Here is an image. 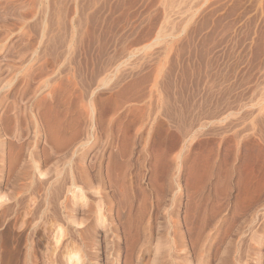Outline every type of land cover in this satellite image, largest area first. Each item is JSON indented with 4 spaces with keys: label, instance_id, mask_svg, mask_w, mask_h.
Instances as JSON below:
<instances>
[{
    "label": "rangeland",
    "instance_id": "obj_1",
    "mask_svg": "<svg viewBox=\"0 0 264 264\" xmlns=\"http://www.w3.org/2000/svg\"><path fill=\"white\" fill-rule=\"evenodd\" d=\"M0 12V67L15 57L10 62H43L51 66L50 80L72 83L60 84L67 144L39 169L65 175L82 153L90 173L110 174L105 191L113 205L111 231L94 210L95 197L92 214L84 216L83 207L79 212L95 224L99 264L165 263L171 217L178 220L187 257L194 256L177 264H199L189 232L204 212L214 217L200 231L210 264H264V0H0ZM81 93L93 114L72 112ZM68 114L79 128L69 125ZM20 125L5 142H37L38 149L47 142ZM22 151L20 158L31 162ZM121 180L125 201L116 186ZM62 260L74 264L72 255Z\"/></svg>",
    "mask_w": 264,
    "mask_h": 264
},
{
    "label": "bare ground",
    "instance_id": "obj_2",
    "mask_svg": "<svg viewBox=\"0 0 264 264\" xmlns=\"http://www.w3.org/2000/svg\"><path fill=\"white\" fill-rule=\"evenodd\" d=\"M3 1H5V0H3ZM0 13H2V12H0ZM9 18H10V16H9ZM1 34H2V32H1ZM2 39H3V36H2ZM26 50H28V49H26ZM56 51H58V50H56ZM13 52H11V53H13ZM24 52H25V50H24ZM18 53H20V52H18ZM10 55H12V54H10ZM21 55H22V53H21ZM20 56H19V58H20ZM15 58H9L8 60L14 59V61H15ZM10 61L9 62L7 61L8 64L6 65L5 68H4V66H3V68L0 67V70L2 68V69H5L7 71L5 73L6 75H4L3 77H0V113H1V115H0V264H13V263L14 264H16V263H18V264H63L64 262L62 259L65 255H66V257L72 255L74 258V264H99V258H98L99 246L96 242L97 239H95L94 235H93L94 234L93 232H95V230L93 231V227H92L93 223H91L92 224L91 225L88 222V220L84 218V216H85L86 212L88 213V211L89 212L91 211V208H90L91 204L90 203L93 204V198L91 199V197H95L96 202H94V203L96 205V203L98 202V205H96L97 207L95 206L94 210H97L103 218L106 217V221L108 222V224L106 226L107 229H109L108 227H110V226L112 227L111 224H112L113 205H112V202H110L111 200H109L111 198L108 199L109 196L107 197V194L105 191V188H106L105 180H106V178H108V181L111 182L109 180L110 177L107 176V174L109 176H110V174L107 173L106 176H104L101 174L100 170H97L95 173H90L91 171H89V170L92 168V166L84 163L85 154H82V153L81 154L79 153L80 155L76 158V160L74 159L75 161L73 160L74 163L71 165L72 167H70L72 169L65 175L53 174L54 176H49V174L45 171V169H44V172H43V170L41 171V169H39L40 166L44 165V162L47 161L51 157V155L59 154L60 151L64 148V146L67 144L66 141L68 140V137L65 135V132H64L67 120L66 121L64 120L65 117L62 116L63 114H61L60 109H59V104L64 102L65 100L63 99L62 95L60 94L61 93L60 91H64L63 90L64 87H61V85L65 86L66 81H67L66 83H68L69 85L72 83H69V81H68L69 79L66 80V78H65V80H66L65 82H64V80H62L63 78L61 80H57V79L56 80H50L51 78L49 79V76H51L50 74L53 75V73H52V71L48 72V70L46 69L47 65L45 66L43 62L38 63V64H36L37 63L36 61L33 63H30L31 61H29V62L24 61L23 62V58H22V62H20V63L10 62ZM5 63H6V61H5ZM48 67H49V69H51L50 68L51 66H47V68ZM52 67H54V66H52ZM5 70L4 71L2 70V71L5 72ZM54 71H58V70H55V68H54ZM1 72H0V76H1ZM48 73H50V74L48 75ZM54 73H56V72H54ZM59 73L60 72H58V74ZM62 74H63V72H62ZM57 78H58V76H57ZM140 79H141V77H140ZM71 81L72 80L70 79V82ZM72 82H74V81H72ZM74 83H73V85H75ZM131 85H133V84H131ZM74 87H70L69 88L70 90H68V91L70 92L71 88H74ZM135 87H137L136 84H135ZM65 90H66V88H65ZM80 90H79V92H80ZM123 90H125V89H123ZM123 90L121 93L125 92ZM10 92H12V93H10ZM70 93H66V94L69 95ZM92 95H91V97H92ZM86 96L89 97L88 95H86ZM93 96L95 97V95H93ZM84 98H85V96L81 93L79 95V97L77 98V101L75 103V108H73L74 106L72 105V112H73V109H76L77 111H79V108H82V109L84 108L83 110L85 112L88 111L87 106H86L87 109H85V105L83 104ZM67 99L69 100L68 96H67ZM89 101L91 102V100H89ZM66 102H68V101H66ZM84 103H85V101H84ZM164 103H165V101H164ZM167 103L168 104H166V105L169 106L170 105L169 103H171V102H167ZM63 104H67V103H63ZM92 104H93V102H92ZM92 104H91V106H93ZM92 108L94 109V106L90 108V111H88L89 113L92 111L91 110ZM95 108H96V105H95ZM64 109H62V110L65 111L64 113H66L67 110L66 109L64 110ZM63 111H62V113H63ZM70 111H71V109H70ZM72 112H70V113H72ZM85 112H84V114L86 117V114H88V113H85ZM91 113L93 114V112H91ZM74 114H75V112H74ZM81 115H83V113H81V111H79V116H81ZM73 116H76V115H73ZM89 116H87V119ZM83 117H84V115H83ZM70 118H71V116H70ZM76 118H77V116H76ZM79 119H80V117H79ZM81 119H82V117H81ZM84 120L87 121L86 118H84ZM77 121L78 120L74 119V117H73L69 120V125L73 126V125H75V123ZM21 123L24 124L26 127L31 128L30 131L33 130V132L37 136H39V138L42 136L44 139V137H45L47 142H43L41 139L42 146L39 149L37 148L38 146L36 145L37 142H27L26 143L27 146H25V145L23 146V142L21 143L22 140L20 142H17V141L16 142H14V141L13 142H5V139H4L5 136L16 137L17 131L19 130L18 129L19 125ZM77 123H76V126H77ZM82 124L83 123H81V126H82ZM90 124H91V121H90ZM92 124H93V122H92ZM106 124H108V123H106ZM108 125L106 127H108ZM76 126H74V127H76ZM83 127L85 128V125ZM83 127H81V128H83ZM84 128H83V130H84ZM86 128H87V126H86ZM86 128H85V130H86ZM89 129H92V128H89ZM89 129H88V132H90ZM72 131L74 133L77 132L76 129H73ZM78 131H79V129H78ZM106 132H107V130H106ZM70 135H72V134L70 133ZM75 135H76V133H75ZM37 139H38V137H37ZM10 140L12 141V139H10ZM32 145H35V146H32ZM23 147H25V151H27V153L29 152L30 160L33 163V165L35 166L36 172L33 171V167H32V170L28 169V164L30 165L31 162L27 163L28 161L25 162L24 159L20 158L21 152H23L22 151ZM87 149H88V147H87ZM81 150L82 149H80L78 151L80 152ZM23 155H25V154H23ZM116 155H117V153H116ZM115 158H117V157H115ZM115 158H113V159L115 160V163H116ZM90 160L91 159H89L88 162H90ZM93 160H91V162ZM95 160H97V159H95ZM48 161H50V160H48ZM118 161H120V160H117L116 164H118ZM54 162H56V161H54ZM69 162H71V161H69ZM96 162H98V160ZM47 164L50 165V163H47ZM57 164H58V162H57ZM119 164H121V163H119ZM124 164H123V166L125 167ZM55 165H56V163L54 164V167H55ZM112 165L113 164L111 163L110 166H112ZM54 167H52V168H54ZM93 167H95V166H93ZM98 167L99 166H97L95 168L97 169ZM109 168L110 167H108V170H109ZM127 169H128V166H127ZM92 170H93V168H92ZM120 170H121V168H120ZM52 171L53 170H51L49 172H52ZM92 172H94V171H92ZM50 175H52V174H50ZM121 175H122L121 176L122 178L121 177L120 178L125 180L122 173H121ZM111 178L116 180L117 183L119 182L117 179L113 178V176ZM125 182L127 183V181H125ZM121 183H122V180H121ZM123 183L121 185L116 184V186H120L118 188V190H119L118 194L120 192L121 198H122L121 200L125 201L126 198H128V197L125 195V191H126L125 187L126 186ZM109 185L113 186V184H109ZM109 185L107 184V186H109ZM130 186L128 187L129 189L131 188ZM113 187H115V183H114ZM115 188H117V187H115ZM143 197H144V194H143ZM114 199H116V198H114ZM139 199L141 200V198H139ZM143 201L145 202V200H143ZM127 202H128V200H127ZM124 204H126V203H124ZM194 206H195V204H194ZM142 207H144V206H142ZM80 208L86 209L85 212H81L80 210H82V209H80ZM140 210H141V208H140ZM195 210L196 209H194V211ZM79 212L83 213L84 216H81L80 215L81 213L79 214ZM98 212H95V213L97 214ZM196 212H197V214L202 215L201 213H199L200 211L196 210ZM92 213H93V209H92ZM189 213L194 214V212H192V211ZM205 214L206 213L204 212L203 215L201 216V218H197V219H199L198 225L195 224L196 222H194V224L197 226L195 227V229L193 228L194 230L192 229V231L189 232L190 234L193 232V236H194V239L192 238L193 241L191 243H193V246L195 245L198 248L197 253H196L197 256L195 255L197 257L196 259H198V260L195 259V261L194 260L193 261L194 262L199 261L198 262L199 264H208L210 262L208 260V256H206L203 253V247H204V243H205L204 238L206 237V235H204V234L200 235V231H201L202 227L204 226V224L206 223V220L208 218H210L207 215L204 216ZM210 214H212V213H210ZM213 214H215V212H213ZM113 215H114V213H113ZM139 215H140V213H139ZM87 216L89 218V215H87ZM98 216H99V214H98ZM98 216L95 215L96 218ZM194 216H196V215H194ZM212 217H213V215H212ZM172 218L173 217H171V219H170L171 225L169 224L170 225L169 227L171 230L170 233H171V237H172L171 240L172 241L171 242L169 241L171 243V245H169L170 243L169 244L167 243L168 245L166 244L167 245L166 249L169 246V250H168V254H166V256L168 255V257L165 258L166 259L165 263L171 262V263L177 264L178 259L186 260V257H187L186 245L187 244H185L186 240L182 239L183 237L182 238H181V236L178 237V235H177V233L179 231L178 220L175 217L173 219ZM193 218L195 219V217H193ZM211 218H210V220H212ZM101 220H102V218H101ZM103 220H105V219H103ZM140 220L141 219L139 217V221ZM214 220H216V219H214ZM139 221H138V223H139ZM190 222H192V221H190ZM213 223H215V221ZM185 224H187V222ZM139 225H141V224H139ZM146 225L148 226V224H146ZM146 225H141V226L145 227ZM187 225H189V224H187ZM93 226H95V224ZM114 226H115V224H114ZM206 226H208V225H206ZM144 227H142V229ZM210 227H211V225H210ZM139 228H140V226H139ZM213 228L214 227L212 226L211 229L213 230ZM207 229L210 230V228H208V227H207ZM112 230H114V229H112ZM206 230H204L205 234H207ZM109 231H111V230L109 229ZM181 231H183V230H181ZM143 232H147V231L145 230ZM209 232H211V231H209ZM110 234H112V233L110 232ZM135 235H137V234H135ZM199 235L202 237L204 236L203 239L202 238L200 239ZM114 237H115V234H114ZM176 237H178L180 239L177 238L178 239V241H177V240H175ZM135 238H137V237H135ZM189 238L191 239V237H189ZM111 239H112V237H111ZM211 239H213V238H211ZM220 240H223V239H220ZM217 241H219V240H217ZM228 241H227V243H228ZM212 242H214V241H212ZM222 242H225V241H222ZM189 243H190V241H189ZM219 244L220 243H218V245ZM229 244H226V245H229ZM218 245H217V247H218ZM223 245H224V243H223ZM187 247H188V245H187ZM196 247H195V249H196ZM222 247H224V246H222ZM230 247L232 248V245ZM227 248H225V249L227 250ZM235 249H237V248H235ZM177 250H178V253H177ZM208 250L209 249H207V251ZM212 250H213V248H212ZM222 250H223V248L221 249V251ZM233 250H234V248H233ZM179 251L181 253H179ZM231 251H232V249H230V252ZM236 251H238V250H236ZM252 251H254V250H252ZM255 251H257V250H255ZM194 252H195V250H194ZM227 252H229V251H227ZM230 252H229V254L227 253L228 255L227 254L226 255L229 256ZM179 254H182V255H179ZM222 254H219L220 257ZM227 256H225V257L223 256L224 259ZM231 256L232 255H230L229 257H231ZM229 257H228V259H229ZM251 257H253V256H251ZM192 258H194V256ZM253 258H252V260H253ZM257 258L259 260V258H261V257H257ZM189 259L190 258L188 256L187 260H189ZM224 259H223V261H226ZM240 259H241V256H240ZM182 262L183 261H181V263ZM165 263L163 262V264H165ZM185 263L188 264L187 261ZM189 263H191V261ZM216 263H217V261H216ZM244 263L245 262L243 260V264Z\"/></svg>",
    "mask_w": 264,
    "mask_h": 264
}]
</instances>
